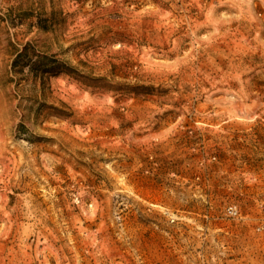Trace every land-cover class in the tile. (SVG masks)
Here are the masks:
<instances>
[{
	"label": "rangeland",
	"instance_id": "rangeland-1",
	"mask_svg": "<svg viewBox=\"0 0 264 264\" xmlns=\"http://www.w3.org/2000/svg\"><path fill=\"white\" fill-rule=\"evenodd\" d=\"M263 206L264 0H0V264H264Z\"/></svg>",
	"mask_w": 264,
	"mask_h": 264
},
{
	"label": "built area",
	"instance_id": "built-area-1",
	"mask_svg": "<svg viewBox=\"0 0 264 264\" xmlns=\"http://www.w3.org/2000/svg\"><path fill=\"white\" fill-rule=\"evenodd\" d=\"M262 210L264 212V206L262 207ZM226 212L227 214L232 217V218H237L239 216V210L237 208V206L235 205H232V206H229L227 209H226ZM258 230L260 232H262V234L264 235V220L263 222L261 223L260 227L258 228Z\"/></svg>",
	"mask_w": 264,
	"mask_h": 264
}]
</instances>
